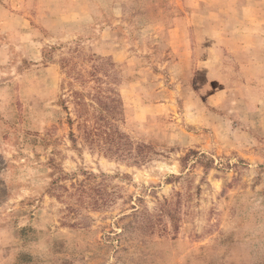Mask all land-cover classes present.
Wrapping results in <instances>:
<instances>
[{
	"label": "rangeland",
	"instance_id": "rangeland-1",
	"mask_svg": "<svg viewBox=\"0 0 264 264\" xmlns=\"http://www.w3.org/2000/svg\"><path fill=\"white\" fill-rule=\"evenodd\" d=\"M2 46L0 264H264V0H0Z\"/></svg>",
	"mask_w": 264,
	"mask_h": 264
},
{
	"label": "trees",
	"instance_id": "trees-1",
	"mask_svg": "<svg viewBox=\"0 0 264 264\" xmlns=\"http://www.w3.org/2000/svg\"><path fill=\"white\" fill-rule=\"evenodd\" d=\"M103 101L108 99V96L102 93ZM100 100V99H98ZM81 107H78L79 117H81V112L79 111ZM85 117H83V120ZM85 123V121H84ZM109 199H105V203ZM136 202H133L130 207V211L128 213H124L119 219L126 220L121 226L119 232H114V236L117 237L116 241L118 242L116 251L118 250H128V247L123 243V240L131 241L127 244H131L132 241L135 240L136 243H142L145 235L148 233H153L158 227V224L162 221L163 215H168L169 211L167 210L166 204L168 203L166 200L159 202L156 211L154 213H150L147 208L143 207V198L137 197ZM110 204V203H107ZM24 230V228H21ZM125 232L129 233V236L125 234ZM141 239V240H140Z\"/></svg>",
	"mask_w": 264,
	"mask_h": 264
},
{
	"label": "crops",
	"instance_id": "crops-1",
	"mask_svg": "<svg viewBox=\"0 0 264 264\" xmlns=\"http://www.w3.org/2000/svg\"><path fill=\"white\" fill-rule=\"evenodd\" d=\"M3 46L0 48V50H2ZM1 61V60H0Z\"/></svg>",
	"mask_w": 264,
	"mask_h": 264
}]
</instances>
